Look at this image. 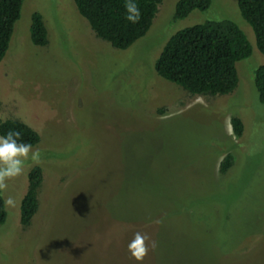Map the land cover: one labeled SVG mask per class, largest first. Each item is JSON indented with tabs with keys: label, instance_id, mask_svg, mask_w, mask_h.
I'll return each instance as SVG.
<instances>
[{
	"label": "rangeland",
	"instance_id": "obj_1",
	"mask_svg": "<svg viewBox=\"0 0 264 264\" xmlns=\"http://www.w3.org/2000/svg\"><path fill=\"white\" fill-rule=\"evenodd\" d=\"M176 1L161 0L125 49L97 37L73 0L22 1L0 59V121L36 131L42 157L0 192V264H140L127 248L137 231L157 245L142 264H264V104L253 83L263 55L236 0L174 18ZM33 12L44 45L30 39ZM220 19L251 48L230 92L192 95L155 72L175 31ZM226 153L232 163L220 173ZM33 166L37 207L22 225Z\"/></svg>",
	"mask_w": 264,
	"mask_h": 264
},
{
	"label": "trees",
	"instance_id": "obj_2",
	"mask_svg": "<svg viewBox=\"0 0 264 264\" xmlns=\"http://www.w3.org/2000/svg\"><path fill=\"white\" fill-rule=\"evenodd\" d=\"M23 0H0V59L2 58L18 19ZM79 14L84 17L94 34L117 49H125L149 28L161 0H136L142 13L138 23L125 20V0H73ZM210 0H177L174 18L185 17L192 10H204ZM241 16L252 28L255 45L263 61L253 72V83L259 101L264 104V0H236ZM29 33L36 45L46 43V29L40 15L30 16ZM251 48L241 29L229 19L207 20L175 31L164 43L154 61L155 72L175 83L192 95H215L230 92L236 85L235 62L247 57ZM232 132L239 136L242 122L231 117ZM10 128L23 132V140L34 145L38 134L18 119L0 121V135ZM232 163L226 153L218 170L224 173ZM27 189L20 200V223H28L35 212L36 188L41 181V171L33 166L27 174ZM5 217L0 196V223Z\"/></svg>",
	"mask_w": 264,
	"mask_h": 264
},
{
	"label": "clouds",
	"instance_id": "obj_3",
	"mask_svg": "<svg viewBox=\"0 0 264 264\" xmlns=\"http://www.w3.org/2000/svg\"><path fill=\"white\" fill-rule=\"evenodd\" d=\"M125 20L136 24L141 19V11L136 0H125ZM40 149L33 150V145L23 140V132L17 128H10L4 135H0V192L6 191L8 181L23 174L26 161L34 164L41 162ZM7 207L14 208L17 201L9 196L4 201ZM156 242L147 233L137 231L127 245L132 258L142 264L150 249L156 248Z\"/></svg>",
	"mask_w": 264,
	"mask_h": 264
}]
</instances>
